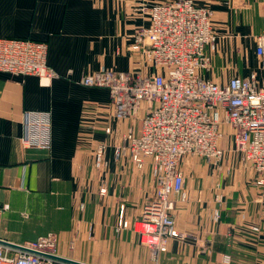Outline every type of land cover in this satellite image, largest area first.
<instances>
[{
    "label": "crops",
    "instance_id": "0c3cea01",
    "mask_svg": "<svg viewBox=\"0 0 264 264\" xmlns=\"http://www.w3.org/2000/svg\"><path fill=\"white\" fill-rule=\"evenodd\" d=\"M165 1L0 0V39L47 43V64L57 74L45 82L0 72L1 241L18 245L54 233L57 255L85 264H264V185L232 150L221 170L201 158L183 163L187 198H175L174 213L177 230L191 237L171 240L158 262L132 228L116 232L120 214L134 222L154 194L152 162L140 170L116 159L127 130L139 132L140 123L116 121L109 91L81 81L101 70L140 71L131 50L135 33L150 25L142 9ZM201 4L213 10L217 34L206 79L225 85L255 73L261 84L256 37L264 0ZM28 111L50 113V149L24 144ZM229 140L222 146L230 149ZM98 142L108 146L101 172L93 166Z\"/></svg>",
    "mask_w": 264,
    "mask_h": 264
},
{
    "label": "built area",
    "instance_id": "2783aa9c",
    "mask_svg": "<svg viewBox=\"0 0 264 264\" xmlns=\"http://www.w3.org/2000/svg\"><path fill=\"white\" fill-rule=\"evenodd\" d=\"M202 0H167L142 11L150 25L133 36L134 65L140 71L117 73L101 70L81 81L86 87L109 91L116 121L140 123V131L127 130L115 150L117 160L131 159L137 169L152 162L155 192L144 203L140 217L132 223L120 214L116 232L132 228L140 242L150 248L158 262L173 239L189 234L177 230L176 197L186 201L187 157L206 160L221 170L226 149L224 136L230 132L235 151L259 176L264 185V81L255 73L249 78L233 77L225 85L206 79L217 50L214 12ZM48 44L29 39H0V72L37 76L50 82L57 74L48 64ZM256 54L264 73V29L256 37ZM23 142L29 148H51V115L47 111L25 114ZM110 134L111 129L105 128ZM107 144L98 142L93 166L107 168ZM107 194L106 186L100 195ZM83 207V206H82ZM217 216V215H216ZM17 247L0 244V264H58V238L54 233L26 241Z\"/></svg>",
    "mask_w": 264,
    "mask_h": 264
},
{
    "label": "water",
    "instance_id": "95a60500",
    "mask_svg": "<svg viewBox=\"0 0 264 264\" xmlns=\"http://www.w3.org/2000/svg\"><path fill=\"white\" fill-rule=\"evenodd\" d=\"M0 244L1 245H5V246L17 247L14 244H10V243H7V242L1 241V240H0ZM50 257H52L54 260H56L59 263H64V264H85V263L78 262V261H75V260H72V259H68V258H64V257L58 256V255H50Z\"/></svg>",
    "mask_w": 264,
    "mask_h": 264
},
{
    "label": "rangeland",
    "instance_id": "374dc122",
    "mask_svg": "<svg viewBox=\"0 0 264 264\" xmlns=\"http://www.w3.org/2000/svg\"><path fill=\"white\" fill-rule=\"evenodd\" d=\"M149 27V26H148ZM147 28V27H146ZM108 71H113V70H108ZM113 72H115V71H113ZM123 73H125V72H122V74ZM126 73H128V72H126ZM228 137V139H229V137H230V149L229 148H227V146H226V148H225V146H224V144H223V147L226 149V153H227V151H230V150H232V153H233V155H238V156H240L241 157V159H243V157L240 155V154H238L236 151H235V149H234V142H233V138H232V136H230V134L228 133L227 135H225L224 136V139H223V141L224 140H226V138ZM192 159H195V160H198V159H200L199 157L197 158V157H195V158H191V157H187V158H185L184 159V161H183V163H186V161H188V160H192ZM244 162V161H243ZM58 248V247H57ZM58 251V249H56V252Z\"/></svg>",
    "mask_w": 264,
    "mask_h": 264
}]
</instances>
